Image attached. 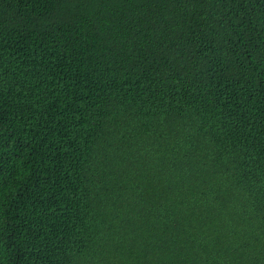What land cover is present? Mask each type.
Here are the masks:
<instances>
[{
  "label": "trees",
  "instance_id": "trees-1",
  "mask_svg": "<svg viewBox=\"0 0 264 264\" xmlns=\"http://www.w3.org/2000/svg\"><path fill=\"white\" fill-rule=\"evenodd\" d=\"M0 264H264V0H0Z\"/></svg>",
  "mask_w": 264,
  "mask_h": 264
}]
</instances>
